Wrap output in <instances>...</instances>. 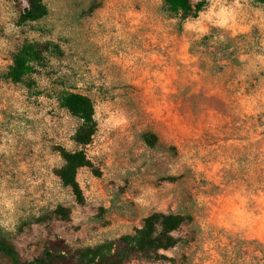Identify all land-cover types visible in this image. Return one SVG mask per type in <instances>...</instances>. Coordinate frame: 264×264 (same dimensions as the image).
Listing matches in <instances>:
<instances>
[{
  "label": "rangeland",
  "instance_id": "rangeland-1",
  "mask_svg": "<svg viewBox=\"0 0 264 264\" xmlns=\"http://www.w3.org/2000/svg\"><path fill=\"white\" fill-rule=\"evenodd\" d=\"M42 1L47 14L21 22L26 1L0 0V226L21 258L56 238L120 250L158 211L188 217L176 244L125 264H264V2L207 0L181 19L163 0ZM226 38L237 61L204 53ZM26 42L41 59L14 83L6 74ZM66 92L94 104L85 146ZM57 146L91 162L77 172L81 203L55 174ZM59 205L69 218L27 224Z\"/></svg>",
  "mask_w": 264,
  "mask_h": 264
},
{
  "label": "trees",
  "instance_id": "trees-1",
  "mask_svg": "<svg viewBox=\"0 0 264 264\" xmlns=\"http://www.w3.org/2000/svg\"><path fill=\"white\" fill-rule=\"evenodd\" d=\"M26 7L20 15L21 22L36 21L44 17L48 10L42 0H25ZM207 0H163L169 13L179 15L181 19L196 17L205 7ZM263 3L264 0H254ZM211 35L206 34L201 42H206ZM234 38L220 40L214 50L205 46V54L214 61H237L233 46ZM42 50L37 43L26 42L12 56V63L7 71V78L14 83L22 82L24 77L34 70L39 63ZM60 105L73 117L78 125L72 135L78 146L89 144L96 132L94 104L91 98L79 92H66L60 98ZM145 143L151 147L158 145V137L152 131L142 135ZM62 158V165L55 170L64 187H68L78 202H83V192L77 181V172L82 167L91 166V162L82 149L68 150L62 146L56 148ZM171 149H173L171 147ZM69 210L61 205L51 214L33 218L27 224L42 223L52 217L69 218ZM188 217L179 213L152 212L142 219L141 225L131 234L121 236L122 248L116 249L113 241H105L93 246H73L61 238L51 240L41 253L31 260L21 258L11 236L0 226V264H125L133 256L148 259L157 258L158 250L173 247L177 239L172 235Z\"/></svg>",
  "mask_w": 264,
  "mask_h": 264
},
{
  "label": "clouds",
  "instance_id": "clouds-1",
  "mask_svg": "<svg viewBox=\"0 0 264 264\" xmlns=\"http://www.w3.org/2000/svg\"><path fill=\"white\" fill-rule=\"evenodd\" d=\"M217 15H219V16L221 17V19L218 21V23H220V24H223V23H225V20H224L225 11H224V9H223V8L220 10V12H219V13H217Z\"/></svg>",
  "mask_w": 264,
  "mask_h": 264
}]
</instances>
